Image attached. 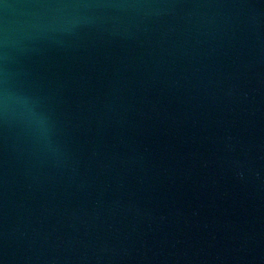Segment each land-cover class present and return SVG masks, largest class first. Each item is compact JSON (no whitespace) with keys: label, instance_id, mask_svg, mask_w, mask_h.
Returning <instances> with one entry per match:
<instances>
[{"label":"water","instance_id":"95a60500","mask_svg":"<svg viewBox=\"0 0 264 264\" xmlns=\"http://www.w3.org/2000/svg\"><path fill=\"white\" fill-rule=\"evenodd\" d=\"M0 264H264V0H0Z\"/></svg>","mask_w":264,"mask_h":264}]
</instances>
